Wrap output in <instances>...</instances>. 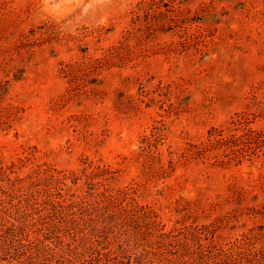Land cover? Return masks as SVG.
Returning a JSON list of instances; mask_svg holds the SVG:
<instances>
[{"label":"rangeland","instance_id":"rangeland-1","mask_svg":"<svg viewBox=\"0 0 264 264\" xmlns=\"http://www.w3.org/2000/svg\"><path fill=\"white\" fill-rule=\"evenodd\" d=\"M27 156L19 175L69 177L1 182L0 227L25 233L23 201L92 264H243L264 249V0H0V168Z\"/></svg>","mask_w":264,"mask_h":264},{"label":"trees","instance_id":"trees-1","mask_svg":"<svg viewBox=\"0 0 264 264\" xmlns=\"http://www.w3.org/2000/svg\"><path fill=\"white\" fill-rule=\"evenodd\" d=\"M150 5V4H148ZM143 7V4L141 5ZM119 48V45H114L106 50L105 55H107V59L109 56H114V52ZM96 59H104V58H96ZM29 157L26 158H20L19 162H12L8 166H2L0 168V183L4 180H9L12 182V184H18V183H27L28 186L32 188V186H37L39 182H43L46 185H49L52 187V184H54V180L61 181L68 176V174H56L55 171L57 169L52 168L50 166H43L42 164L37 165L36 167H33L31 170H29L25 175L21 176L19 175V170L22 168L24 163L28 161ZM75 173V172H73ZM76 174V173H75ZM98 171L93 169L92 171L85 172V175L87 178L91 181H93L96 177H98ZM79 175V174H78ZM32 185V186H31ZM130 191L129 187H125L119 191L118 196H114L113 194L107 195L106 202H104V207H109V205L113 204L117 198H121V193ZM101 201V199H98ZM43 201V204H40L42 210H46V212L51 211V207L55 208L57 205L64 206L67 210H74V206L77 205H84L86 203V195H83L82 193L79 194V199L75 198H65L63 200H57V202L50 205L45 199H41L40 202ZM20 206L16 207V213L15 217H13L15 220L17 217H20L19 211L20 208H22V211L24 212V217H27V215H31L29 219H24L21 224L16 223L13 219L8 218L11 221V224L15 228L13 229H24L25 233L21 235L18 234L17 230H11L9 229L10 226H1L0 227V264H44L46 262L41 260V257L46 255V247L50 248L52 251V255H54L57 258V262L54 264H92L94 259H99V255H101L100 248L94 246V247H88L87 240L85 238V235H83L80 238V243L77 246L71 247L73 244L71 242V239L73 237L68 236L70 233V229H72V225L69 224V222H59L54 225L47 224V232L45 234L35 233L34 235H31V229L32 227L36 226L37 224L41 223L43 224L44 221H41V218L36 217L33 215V207L31 206V203L27 202H20ZM50 207V208H49ZM144 208V214L148 216L149 218L152 216V211ZM18 209V210H17ZM37 209V208H36ZM45 213H42V215H46ZM29 213V214H28ZM23 217V216H22ZM103 220L110 221L111 216L108 214L106 216L102 215ZM154 224H156L158 227H160V222H158L157 218H152L151 220ZM87 223V221H86ZM28 227V229H27ZM163 227H160L159 229L162 230ZM205 228H209V226H205ZM27 229V230H25ZM178 228L174 227L171 228L168 231H162V235H175L172 231L177 230ZM64 231L65 235L59 234V232ZM27 232V234H26ZM56 237V239H49L48 236ZM47 240L52 241L49 243ZM67 243L64 245V243ZM246 242V241H245ZM34 244V247L38 245L35 250H32V247ZM242 243L238 244L240 246ZM30 247V248H28ZM223 247V246H222ZM241 247V246H240ZM231 248V247H230ZM91 249H93L91 251ZM94 250H96V254H94ZM149 248H145L142 252L139 251H132L134 252V256L136 257V261L139 264H146L147 256L149 252H151ZM92 252V253H91ZM100 252V253H99ZM222 252L218 251L215 255H220ZM242 252L239 251L237 254H241ZM94 254V255H93ZM262 255L264 258V249H260L258 252H252L248 253V255L245 258V262L243 264H254L255 260L258 258V255ZM90 256L91 258L87 257ZM13 258V260L11 259ZM112 257H108L110 259ZM14 261V262H13ZM116 264V262L112 263ZM166 264V263H162Z\"/></svg>","mask_w":264,"mask_h":264}]
</instances>
